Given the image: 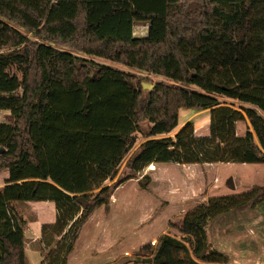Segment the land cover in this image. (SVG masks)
<instances>
[{"label": "trees", "instance_id": "obj_1", "mask_svg": "<svg viewBox=\"0 0 264 264\" xmlns=\"http://www.w3.org/2000/svg\"><path fill=\"white\" fill-rule=\"evenodd\" d=\"M183 110H210V135L181 125ZM0 112V264H29L28 202L56 208L40 264H69L90 219L149 166L264 164V0H0ZM248 206L264 208V186L211 198L176 225L183 241L144 251L153 264L221 262L205 226Z\"/></svg>", "mask_w": 264, "mask_h": 264}, {"label": "rangeland", "instance_id": "obj_2", "mask_svg": "<svg viewBox=\"0 0 264 264\" xmlns=\"http://www.w3.org/2000/svg\"><path fill=\"white\" fill-rule=\"evenodd\" d=\"M144 26V27H143ZM137 37H146L147 25L136 28ZM102 63L131 71L147 79L146 83L169 81L162 77L138 73L123 65ZM225 106L239 109L241 104L223 98ZM210 110H183L181 125L190 122L195 135H210ZM11 120L9 113L0 112V122ZM237 135L245 136L252 131L250 122H238ZM127 161L119 174L108 186L113 187L119 179L127 177ZM232 176L235 191L226 187V180ZM8 172L0 174L3 187ZM143 185H146L144 187ZM256 186H264V164H206L179 165L156 164L140 173L137 178L126 180L115 190L108 211L100 208L83 229L69 264H153V256L144 251L149 244L156 246L162 235H169L183 241L176 225L183 217L207 204L213 197L241 195ZM27 226L24 232L26 255L29 264H40L37 239L44 225L56 221L53 203H19ZM208 236V251H217L221 262L203 264H264V208L250 206L222 214L205 226ZM228 258L227 261L225 259Z\"/></svg>", "mask_w": 264, "mask_h": 264}, {"label": "water", "instance_id": "obj_3", "mask_svg": "<svg viewBox=\"0 0 264 264\" xmlns=\"http://www.w3.org/2000/svg\"><path fill=\"white\" fill-rule=\"evenodd\" d=\"M148 32H149V29H148ZM4 152H5V149L3 147H0V154H3ZM225 185L231 191H235L236 190V186L234 185V181H233V177L232 176H230L226 180V184Z\"/></svg>", "mask_w": 264, "mask_h": 264}, {"label": "crops", "instance_id": "obj_4", "mask_svg": "<svg viewBox=\"0 0 264 264\" xmlns=\"http://www.w3.org/2000/svg\"><path fill=\"white\" fill-rule=\"evenodd\" d=\"M137 27H139V26H136L135 29H134V35H135V36L137 35V31H135ZM143 27H144V26H143ZM148 29H149V28H148V26H147V31H146L147 35H148ZM147 35H145V36H147ZM136 37H137V36H136ZM7 180H8V179H7ZM4 186H5V185H4Z\"/></svg>", "mask_w": 264, "mask_h": 264}]
</instances>
